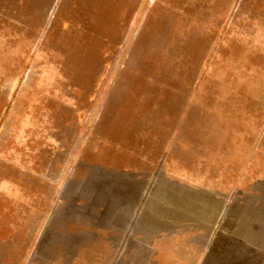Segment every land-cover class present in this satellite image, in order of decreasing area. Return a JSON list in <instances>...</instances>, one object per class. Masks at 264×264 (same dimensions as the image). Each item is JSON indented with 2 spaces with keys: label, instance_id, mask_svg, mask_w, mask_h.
<instances>
[{
  "label": "rangeland",
  "instance_id": "obj_1",
  "mask_svg": "<svg viewBox=\"0 0 264 264\" xmlns=\"http://www.w3.org/2000/svg\"><path fill=\"white\" fill-rule=\"evenodd\" d=\"M0 264H264V0H0Z\"/></svg>",
  "mask_w": 264,
  "mask_h": 264
}]
</instances>
